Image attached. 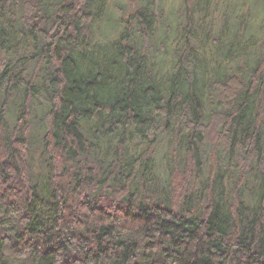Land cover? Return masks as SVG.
Here are the masks:
<instances>
[{
  "label": "trees",
  "instance_id": "16d2710c",
  "mask_svg": "<svg viewBox=\"0 0 264 264\" xmlns=\"http://www.w3.org/2000/svg\"><path fill=\"white\" fill-rule=\"evenodd\" d=\"M220 1L173 42L163 0H0V264H264V24Z\"/></svg>",
  "mask_w": 264,
  "mask_h": 264
},
{
  "label": "rangeland",
  "instance_id": "374dc122",
  "mask_svg": "<svg viewBox=\"0 0 264 264\" xmlns=\"http://www.w3.org/2000/svg\"><path fill=\"white\" fill-rule=\"evenodd\" d=\"M217 2V0H214ZM184 0H163L164 4V12L163 17L166 22V26L172 25V31L169 32L170 28H168V34L171 36V40L173 42L179 40V37L181 35V27L183 28L184 25L181 26L180 17L184 14ZM177 3V5H174ZM220 8L215 13V18L211 21V28L216 32H219V34H224L225 38L229 40H233V37L237 34L240 37H244V43L245 44H252L249 49L254 52L255 46L252 43V36L253 40H256L255 34L259 30V27L264 24V18L263 17V10L262 5H264V0H222L220 3L218 2ZM176 6V8H174ZM105 8V10H108L110 7V4H106L102 6ZM171 10H176V13L174 14L173 20L174 23L171 22L170 17L172 16ZM119 13L118 10L114 7L112 10V14L117 16ZM245 15L247 22H241V19H243V16ZM198 16V10L195 11L194 17L196 18ZM118 17V16H117ZM168 18V21H166ZM184 23V22H183ZM241 23H244L242 26ZM197 30H200L201 28L196 26ZM242 30L241 35L238 32L239 30ZM217 35V33H214ZM262 36V35H260ZM258 35L257 38L260 37ZM264 37V36H263ZM243 39V38H241ZM198 42V41H197ZM182 42L179 41L176 43V46L181 45ZM228 44V43H227ZM223 46L222 50H226L228 45ZM172 47V44H170L168 41L166 43L167 50L170 51V48ZM166 50V52H168ZM237 52L239 49L236 50ZM242 60V58L238 59L237 61ZM244 61V60H243ZM245 62V61H244ZM36 171L42 172V167L39 166V162H35Z\"/></svg>",
  "mask_w": 264,
  "mask_h": 264
}]
</instances>
